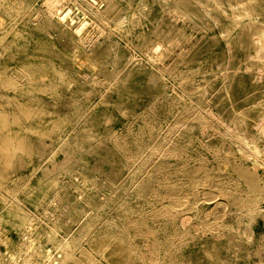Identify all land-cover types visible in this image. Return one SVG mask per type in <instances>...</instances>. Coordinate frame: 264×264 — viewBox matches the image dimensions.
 Instances as JSON below:
<instances>
[{
    "label": "rangeland",
    "instance_id": "rangeland-1",
    "mask_svg": "<svg viewBox=\"0 0 264 264\" xmlns=\"http://www.w3.org/2000/svg\"><path fill=\"white\" fill-rule=\"evenodd\" d=\"M178 1L15 3L14 49L30 46L31 72L47 74L48 85L17 90L13 107L0 105V151H14L0 158V264L12 256L41 264L27 241L52 230L77 241L79 262L93 251L104 264H125L127 254L114 253L119 241L104 237L126 232L144 254L133 264H264V202L258 209L254 201L264 186L256 151L264 148L256 128L264 117V39L261 30L252 40L238 30L228 41L225 20L216 25L199 2ZM251 2L264 12V0ZM51 6L69 9L74 28L84 24L79 48L47 26ZM178 8L196 24L178 18ZM52 93L61 94L57 107ZM34 94L49 102L24 105ZM56 127H69L74 144L51 147L38 165L36 139L54 145ZM24 134L29 144L20 149Z\"/></svg>",
    "mask_w": 264,
    "mask_h": 264
},
{
    "label": "bare ground",
    "instance_id": "bare-ground-1",
    "mask_svg": "<svg viewBox=\"0 0 264 264\" xmlns=\"http://www.w3.org/2000/svg\"><path fill=\"white\" fill-rule=\"evenodd\" d=\"M87 1V0H83ZM91 3H94V0H89ZM196 2H199L200 4V10L204 12V15L207 19L212 21L213 23L222 24V20H225L228 25L225 27L222 26L223 30L222 32L228 41H230L231 37H233L235 32L238 30H241L242 32L248 33L249 38L252 40V35L255 33H259L258 30H261L260 35L264 39V26L262 25L264 23V12L258 11L256 7L253 5L251 0H205L201 2L200 0H195ZM21 0H0V56H4L5 59H0V105H9L14 106L15 104V98L16 96L13 95V93L17 90H25L28 88L35 87H44L48 84H46L47 81V74L41 73L37 76L32 74L31 69L33 67L32 61H30V56H33V52L30 51V46H21L19 49H14L13 44V27L12 24L14 22V7L15 3H19ZM176 3H179L178 0H176ZM178 5V4H177ZM48 13L50 15V18L48 19V27H52L56 29V31L61 34L64 32H67L70 34V40L72 41L73 48H79V44L77 41H74L75 39H81L83 36V29L84 24H82L80 27L74 28L72 19L70 17V12L68 10L64 11H55L54 7H50L48 10ZM178 18L185 17L188 21V24L194 25L196 24V21L194 20V17H192L189 13L184 11L182 8H178ZM98 20H102L105 22L106 18L104 16H101L100 14H97ZM103 23V22H102ZM184 24V23H183ZM62 27L67 28L65 30L62 29ZM103 28V27H102ZM105 30H108V28H104ZM32 35V34H30ZM29 33L24 36V42L28 41L32 36H30ZM187 39V38H186ZM262 40V39H261ZM42 48V47H41ZM75 52V51H74ZM74 56H77L76 53H74ZM264 52V47H263ZM160 53V50L158 47H154L153 54L157 55ZM72 60V58H71ZM75 63L76 60H72V64L70 67V71L75 70ZM25 65H30L29 69H26ZM25 66V67H24ZM43 66V65H41ZM52 69H55V65L51 66ZM32 75V76H31ZM66 80V79H65ZM65 80H63L61 83H65ZM55 81H51L50 84L53 85ZM49 88V87H48ZM52 88V86H50ZM53 95V96H52ZM50 101L53 100V106L57 107L58 103H55L54 99L58 96H61L60 93L53 94ZM47 98V97H45ZM43 99L42 97L34 94L31 95L27 100H24V105L27 103H42L43 101L49 102L48 99ZM22 103H19V109H18V122L23 123V126L26 124V121L28 117L24 113V110L21 108ZM12 115V113H11ZM27 117V118H26ZM12 120V119H11ZM30 122H43L44 120L42 118H35V116L31 117ZM12 123V121H11ZM2 128L4 127V124H1ZM0 126V127H1ZM257 130L264 136V117L260 119L257 122L256 125ZM28 128L24 127L19 130L20 133L27 132ZM62 130V132H60ZM58 129V127L54 128L52 131L57 132L60 134H57V139L53 143L54 145H47L45 141L41 139L37 140L36 150L42 151V154L37 157V164L42 165L43 163H46L47 160V151L51 147H71L73 146L74 142H72L69 137L71 136L70 128L64 127ZM10 132H12L10 130ZM9 132V139L13 138L12 133ZM21 136L20 139V149H26L28 143V138L25 136ZM264 138V137H263ZM3 144L0 145V148H3ZM256 149V147H255ZM258 154H261L262 158H264V148L262 150H256ZM1 155L0 158H3L5 160V157L13 158L14 151L9 148L8 151H0ZM264 160V159H263ZM262 160V161H263ZM256 162V161H255ZM254 162V163H255ZM12 161L8 162V166L11 167ZM255 205L256 208L261 209L262 205L261 203L264 202V186H260L258 190H255ZM16 198V197H14ZM12 208L14 207V204L11 205ZM18 211L21 212V206L19 205L17 208ZM22 213V212H21ZM24 214V213H22ZM27 218V220L35 221L31 216H27L24 214ZM35 217V216H34ZM41 223L45 224L46 227H50L49 223L45 220V218L41 217L39 218ZM39 221V222H40ZM25 226V225H24ZM29 226V224H26V227ZM110 227V226H109ZM24 227L20 228V233L23 234ZM55 235H60L58 239H55ZM55 239V240H54ZM127 240V241H126ZM104 241L107 242H113L119 241L118 246L114 253L118 255V252L122 254H127V259L125 264H133L135 261L139 260L141 261L144 258V254L135 248L132 245V242L129 241L127 233H121L119 237H112L109 234H105ZM122 241V242H121ZM48 242L46 245L44 243ZM121 242V243H120ZM29 244V247L34 248V250L37 251V260L41 264H68L69 261H72L74 264H104V261H101V259H98V257H95V253L93 251L87 252L85 256L87 257V261L85 262H79V245L77 244L76 240H72L70 242L69 237L62 236L58 231H49V233L46 236V239L42 241L41 239L36 240H29L27 241ZM74 243V244H72ZM68 246L65 248V252L62 251L63 245ZM72 244V245H71ZM71 245V246H70ZM108 245V244H106ZM108 246H105L107 248ZM64 253V255H62ZM10 264H19L14 257L12 256Z\"/></svg>",
    "mask_w": 264,
    "mask_h": 264
}]
</instances>
